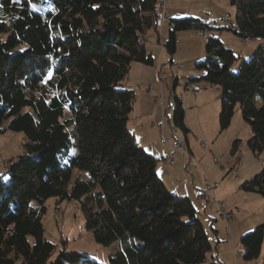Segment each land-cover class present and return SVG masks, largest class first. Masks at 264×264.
Segmentation results:
<instances>
[{
  "label": "trees",
  "instance_id": "16d2710c",
  "mask_svg": "<svg viewBox=\"0 0 264 264\" xmlns=\"http://www.w3.org/2000/svg\"><path fill=\"white\" fill-rule=\"evenodd\" d=\"M162 1L0 0V136L25 135L24 151L0 173V264H101L46 237L50 197L81 202L96 242L120 240L109 264L207 261L212 240L198 210L167 187L158 158L128 127L135 95L122 81L133 62L156 64L146 40L149 29L159 32ZM229 1L234 32L264 37V0ZM189 28L207 30L206 57L196 63L205 73L191 81L221 86V129L239 108L252 128L247 146L262 152L264 44L233 72L237 56L199 18L172 19L160 45L174 54L177 32ZM175 100V125L186 131ZM242 189L264 198V165ZM263 241L264 224L242 235L244 259L258 258Z\"/></svg>",
  "mask_w": 264,
  "mask_h": 264
},
{
  "label": "rangeland",
  "instance_id": "374dc122",
  "mask_svg": "<svg viewBox=\"0 0 264 264\" xmlns=\"http://www.w3.org/2000/svg\"><path fill=\"white\" fill-rule=\"evenodd\" d=\"M163 1H165L163 14L166 13L168 18L159 25V32L153 28L149 29L146 40L147 48L155 56L156 64L150 66L133 62L122 81V86L132 89L135 95L128 127L133 134L137 131H145L147 140L142 142L140 134L137 132V142L151 154L153 149H156V155H153L159 160L158 168L162 172L163 176L161 177L167 187L173 190L172 185L174 182H178L179 185H183V190L187 189V192L188 188L191 190L188 193L191 195L203 226L212 240L208 259L203 264H217V260L212 259L213 255L216 258L217 251L221 252L227 260L234 261L235 256L230 251L229 245L222 244V240H226L227 228L230 225L233 227L234 219L231 220L232 216L229 219H222L217 214V207L213 199L214 185L219 183L218 197L224 202V208L228 213L232 211L235 213L236 207L240 209V212L236 214V221L247 218L245 223L250 225L248 229L264 224V198L257 193L246 192L242 189L247 180L262 170L264 150L254 153L247 146V140L252 135V128L243 119L239 108L236 110L231 125L225 130L221 129L218 109L219 106L221 108V86L210 87L211 91H208L207 97L212 102H208L198 112L192 107L195 102L194 90L196 88H194L195 85L191 78L200 77L205 73V70L196 68V63L206 57L207 36L196 28L178 31L177 50L174 54H170L166 47L160 45V42L167 40L172 19L199 18L202 23L211 26L208 37H218L226 47L233 50L237 60L231 66V70L237 72L242 61L250 59L264 44V37H254L245 42L243 37L234 32L237 27L236 6L232 5L229 0ZM221 20H224L225 23ZM222 27L223 29H221ZM156 74L160 76L161 80L157 79ZM199 84L200 86L204 84V86H213L204 82L202 85ZM176 96L181 99L185 109L184 122L192 132L191 136L189 135L190 141L193 144L197 138L198 145L195 148L193 146L194 150L191 151L193 155L176 152L174 154L176 164L170 165L160 157V150L163 151L162 155L164 156L171 152L170 149L168 153L165 152L168 148L164 144L166 138L171 140L173 135L170 136L167 132L166 136L163 134V130L164 121L168 123L169 117L171 126L175 125L173 118ZM146 122L150 125L149 129L141 128L140 124ZM167 128L170 130L169 123ZM179 130L183 135L182 129L179 128ZM234 139L241 140L237 149L234 150L235 155L231 150ZM24 142L25 135L21 131L7 130L0 136V173L5 170L7 161L17 158L24 151ZM202 155H206L203 160ZM227 167L232 168L235 172L227 170ZM207 169L211 170L212 183L206 177L205 170ZM196 187H199L200 190H193ZM199 193H205L206 197H200ZM245 194L249 197H245ZM244 198L248 199L243 200ZM32 203L35 205L36 201L33 200ZM45 206L46 212L43 214L42 221L46 237L49 240L58 244L60 248L64 247L68 251H77L83 254L86 259L91 258L101 264H109V255L121 247V242L117 240L110 245L96 242L93 234L86 227L81 202L75 200L58 202L55 197H50L46 200ZM248 218L250 219L248 220ZM229 220H231L230 225L228 224ZM214 229L218 230L220 241L217 238L214 239V235H216ZM250 231L252 230L245 233ZM238 246H240L238 250H241L244 264H264V241L260 256L253 260L244 259L240 240H238Z\"/></svg>",
  "mask_w": 264,
  "mask_h": 264
},
{
  "label": "crops",
  "instance_id": "0c3cea01",
  "mask_svg": "<svg viewBox=\"0 0 264 264\" xmlns=\"http://www.w3.org/2000/svg\"><path fill=\"white\" fill-rule=\"evenodd\" d=\"M173 14V13H172ZM171 14V15H172ZM165 16L168 18V16H167V14L165 13ZM165 41V40H164ZM206 41H207V38H206ZM156 76H157V79L159 78V80H161V78H160V76H158V74H156ZM200 76H202V75H200ZM193 82V85H195V87L194 88H196L195 90H194V97H195V102L193 103V108L196 110V112H198L199 111V109L201 108V107H203V106H206L207 104H208V102H212V100L211 99H209L208 97H207V93H208V91H211L210 90V87H217V85H213V86H200V84L199 83H201V85H202V82L201 81H192ZM221 99V98H220ZM215 103H217V101H215ZM218 109H219V111H221V108H220V106L218 107ZM157 115V114H156ZM242 115V114H241ZM169 123V126H170V130L167 128V124ZM168 123L166 122V121H164V130H163V134H165L166 136H167V132L169 133V135L171 136V134L173 135L172 136V138H171V140H169L168 138H166V143L164 144V145H166V148H168V149H166L165 150V152L166 153H168V150L169 151H171L169 154H167V155H162V150H160V157L161 158H163V160H164V162L165 163H168V164H170V162H168L167 161V158L166 157H170V156H173L174 157V154L176 153V152H180V151H175L174 150V144L177 142V141H180V140H185L186 142H187V145H188V149H189V153L190 154H192L191 153V151L192 150H194V148L195 147H197L196 145H198V140H197V138H195L196 140L193 142V144L191 143V141H190V136H191V131H190V129L186 126V124H185V122H184V124H185V126H186V128H187V130L186 131H183V135L181 134V132H180V130H179V128H178V126H176V125H174V127H172L171 125V118L169 117V121H168ZM231 125V124H230ZM140 127L142 128V127H146V128H148L149 129V127H150V125L146 122V123H144V124H140ZM151 130L153 129V128H150ZM227 129V128H226ZM225 130V129H224ZM137 132H139V134H140V138H141V141L142 142H145V140H147L146 139V134H145V131L143 132L142 130L141 131H137ZM137 132L134 134V136H135V138H136V140H138L137 138ZM190 135V136H189ZM203 135L204 136H206L205 135V133H203ZM157 139H158V136L156 137ZM173 139V140H172ZM156 140V139H155ZM234 140H236V139H234ZM234 140L232 141V145H233V142H234ZM202 141V140H201ZM152 142H155V141H152ZM203 143H204V141H202ZM145 144V143H144ZM141 146H143V145H141ZM193 146H194V148H193ZM145 148V147H144ZM154 151H153V153L152 154H155L156 155V149L154 148L153 149ZM231 150H232V154L233 155H235V152H234V150H233V148L231 147ZM181 154H184V155H186L185 153H183V152H180ZM193 155V154H192ZM206 157V155H202V160L204 159ZM234 157V156H233ZM166 158V159H165ZM215 160V159H214ZM176 163H175V158H174V165H175ZM159 160H158V164H157V172H158V174H159V176L161 177V176H163L162 175V172L159 170ZM170 165H173V164H170ZM229 168L230 167H227V170H229ZM205 174H206V177L208 178V181L210 182V183H212L211 182V177H212V173H211V170H209V169H207V170H205ZM162 179H163V177H161ZM180 182V181H179ZM215 184H219V183H215ZM221 185V184H220ZM173 187L172 188H174L172 191L175 193V194H177V195H179V196H187V197H189L190 199H191V195L188 193V192H191V190L188 188V192H187V189H186V191L185 190H183L182 189V186L183 185H179L178 184V182H174V184L172 185ZM207 187H209V186H207ZM196 189V190H195ZM220 189V186H218L217 188H214V197H213V199H214V203H215V205H216V207H217V209H216V211H217V214L222 218V219H229V218H223L220 214H219V204H218V202L219 203H221V205H222V207H223V209L224 210H226L225 208H224V202H222L220 199H219V197H218V190ZM175 190V191H174ZM193 190H195V191H197V190H200V188L199 187H196V188H194ZM224 192V191H223ZM247 192V191H246ZM254 193V192H253ZM227 194V193H226ZM199 196L200 197H206V194L205 193H203V194H200L199 193ZM245 197H249L247 194H245ZM215 198H217V201L215 200ZM246 199H248V198H244L243 200H246ZM192 200V199H191ZM193 202V201H192ZM208 204H209V202H207ZM194 204V203H193ZM195 206V205H194ZM244 207H245V204H244ZM197 209V208H196ZM233 212V211H232ZM240 212V209L239 208H237L236 207V212L234 213L233 212V214H232V218H231V220L232 219H234V221L232 222L233 223V227H231V225H230V221L231 220H229L228 221V224L230 225V227H228L227 228V232H226V240H222L223 242H222V244H226V245H229V248H230V251H232L233 252V254H234V256H235V259H234V261L233 260H227L226 258H225V256H222V253L221 252H219V251H217V255H216V258H215V256L213 255L212 256V259L213 260H217L216 261V263L217 264H244L243 262H242V258H241V250H238V248H240V246H238V240H240V242H241V237H242V235L245 233V232H247V231H249V230H253L255 227H253L252 229H248L249 227L248 226H250L249 224H246L245 222L247 221L246 219L247 218H245V219H238V220H240V221H236V214L237 213H239ZM250 218H248V220H249ZM231 228V229H230ZM214 231L216 232V235H214V239H218L219 241H220V237H219V232H218V230H216V229H214ZM230 231H231V233H230ZM230 233V234H229ZM220 235H221V233H220ZM225 236V235H224ZM211 239V238H210ZM218 241V242H219ZM231 242H233V243H231ZM241 246H242V244H241Z\"/></svg>",
  "mask_w": 264,
  "mask_h": 264
},
{
  "label": "built area",
  "instance_id": "2783aa9c",
  "mask_svg": "<svg viewBox=\"0 0 264 264\" xmlns=\"http://www.w3.org/2000/svg\"><path fill=\"white\" fill-rule=\"evenodd\" d=\"M161 5L163 8H165V1H162L161 2ZM167 20V17L163 14L162 15V22L166 21ZM223 23H225L224 20H221ZM205 36H207V30L206 29H202L200 30ZM245 42H247L248 40L244 39ZM174 150L175 151H180V152H183L187 155H190L189 153V149H186V147L184 146V144L181 142V141H177L175 144H174ZM167 158V161L170 162V164H174V157L173 156H170V157H166ZM229 170L231 172H235L232 168H229ZM219 186V184H215L214 185V188H217ZM215 200L217 201V198H215ZM218 202V201H217ZM219 214L223 217V218H230L233 214V212L231 213H228L226 210L223 209L221 203H219Z\"/></svg>",
  "mask_w": 264,
  "mask_h": 264
},
{
  "label": "bare ground",
  "instance_id": "6f19581e",
  "mask_svg": "<svg viewBox=\"0 0 264 264\" xmlns=\"http://www.w3.org/2000/svg\"><path fill=\"white\" fill-rule=\"evenodd\" d=\"M181 142L184 144V146L186 147V149H188L187 142H186L185 140H183V141H181Z\"/></svg>",
  "mask_w": 264,
  "mask_h": 264
}]
</instances>
